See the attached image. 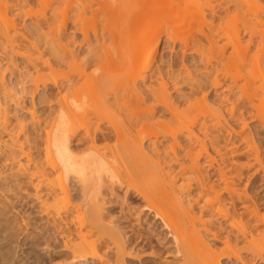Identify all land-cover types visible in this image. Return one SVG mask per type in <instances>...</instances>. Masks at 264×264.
Instances as JSON below:
<instances>
[{
	"label": "bare ground",
	"instance_id": "obj_1",
	"mask_svg": "<svg viewBox=\"0 0 264 264\" xmlns=\"http://www.w3.org/2000/svg\"><path fill=\"white\" fill-rule=\"evenodd\" d=\"M72 1L0 0V91L4 96L3 100L11 95V91L3 80L2 59L6 63L4 71L13 69L15 57H20L25 62L29 72L31 71L28 76L35 80L31 96L33 99L40 84L49 89L41 102L45 113L44 129L40 135L42 138L38 137L44 145L45 156H36L43 160L31 155V145L34 142L31 143L27 136L23 143L18 140L21 135L18 129L24 131V126L17 128L16 135V123L11 125L7 110L0 103L1 130L3 127L5 133L10 130L14 133L11 127H15L16 133L15 138L12 132V135L7 133L10 137L8 140L11 141L7 144L11 146L6 147L8 152L5 154L10 156L9 161L16 166L17 175L27 177L33 192L30 197L38 206V215L44 217L46 224L52 227L54 236H51L61 242L62 251L67 253L65 264H128L127 260L132 257L127 250L128 245L150 244L149 235L140 231L146 218L156 222L157 227H154L161 228L166 233L180 264H221V260L248 264L241 256L242 251L264 263V229L259 233V226L264 223L262 215H259L249 193L244 191L246 189L240 190L239 183L244 176L242 165L238 163L237 167V162L235 164L234 161L230 165V158H227L241 156L247 150H253L246 148L250 145L247 138L249 135L245 133L247 137H240V142L247 149L240 153L238 145L235 144L237 148L234 146L235 142L231 145L229 140L227 143L223 142L225 147L220 144L224 140L225 115H228L230 121L234 119L232 121L237 124L244 122L242 115L237 116L240 112L237 108L240 99L236 98L238 103H230L227 97L230 95L221 96L218 93L219 102L215 109L219 115H212L208 111L211 108L214 111V107L209 106L213 102L208 101L209 97L204 93L207 90L203 84L205 82L196 81L184 69L186 67H183V62L177 75L173 72L171 63L167 64L170 69L168 72L153 69L162 33H155L157 31L152 27L160 17H155L156 20L150 23L149 20L142 21L144 14L141 11L145 8V11L150 9V13L157 14L161 10L158 0H81L77 5H73ZM171 1L168 3V11L175 10L183 18L196 23L198 21L194 27L201 26L196 31L194 27L192 30V25L188 29L185 27L187 30L182 27V30V23L176 21L179 24L178 30L180 28L181 31L178 32L175 28L177 32L174 33V21L171 27L166 24L165 29L172 28L167 30V41L172 42L173 46L177 41L183 49V56H200V53H204L200 51L202 47V51L209 48V51L206 50L208 53L215 52L214 57L211 53L210 60L204 57L208 63L204 61L206 66L204 65L203 71L214 77L211 81L212 89L216 91L223 88L222 84L226 82L223 80L230 78V84L227 80L228 85L224 86L222 92L228 91L229 94L237 90L245 101L246 107L243 106L263 124V64L259 62L257 55H250V52L252 53L251 48L256 39L259 38L258 41L261 40L262 44L264 42V5L258 4L256 0H184V4L180 0L182 8L179 0ZM31 2H36L41 11H44L41 18L32 16L30 23L35 28L34 31H47L38 35L35 46L31 45V36L27 32L18 33L22 29L18 28L20 18H27L31 14V11H28L29 15L24 11V15L23 9ZM244 8L245 11L241 12ZM205 12L213 19L209 23L205 20ZM235 16L237 20L241 17V25L237 22L242 26L241 29L236 25ZM99 17L103 29L100 28L102 31L99 32L95 29L97 27L92 26L93 34L90 36L88 29L84 30L83 22L94 24ZM162 17L163 15L160 21ZM214 18L218 22L216 24L215 21L216 25ZM230 20L235 21L234 26L238 28L231 27ZM158 24L159 22L154 26L157 27ZM203 25L208 27L206 31H202ZM155 27L153 28H159ZM69 30H72V35L78 30L80 42L66 37ZM242 36H248V39L245 40ZM105 42L109 43L108 47L104 46ZM29 45L34 49L28 50ZM82 46H87L88 53L85 57L76 50ZM40 47L47 54H44L47 57L44 60H41L43 53H38ZM33 51L41 56L37 55L34 61L29 54L32 55ZM170 52L172 54L173 49ZM62 67L68 69L66 73L60 71ZM246 67L251 69V73L248 71L251 75L249 79ZM43 69H46L47 74H40ZM240 70H244L247 78L241 75ZM29 77L25 78L29 81ZM183 87L189 90L188 95L180 91ZM259 94H262V99L258 97ZM13 98L15 99L12 95L9 97L12 103L15 101L14 104L18 105V101ZM7 101L5 102L8 103ZM240 103L242 105L243 101ZM30 116L34 130L41 121L34 112ZM8 127L11 128L9 131ZM99 143L104 146L100 147ZM146 143L147 146L144 147ZM113 148H120L123 158L108 157L106 153ZM255 151H252V155ZM161 156L163 159H170L172 165L178 167V171L173 173L171 165L158 158ZM254 158L260 161L257 152ZM251 159L256 165H261V161L257 164L256 159ZM251 166L252 164L248 169ZM262 169L264 170L261 165ZM256 170L257 168L254 172H258ZM178 176L183 178L181 183H178ZM138 182L142 184L140 187L136 186ZM72 183L81 192L80 203L70 202L69 186ZM105 189H109V200L103 198ZM116 189L124 191V197L131 203L119 199ZM193 190L196 192L194 196ZM132 203L136 207H131ZM106 204L110 212L117 209V217L114 219L119 222L118 225H112L115 220L111 217L112 221L107 219ZM134 216L138 225L124 226ZM214 221H220L222 227L220 224L215 227ZM121 230L129 233L130 239ZM204 237L220 243L222 252H212Z\"/></svg>",
	"mask_w": 264,
	"mask_h": 264
},
{
	"label": "rangeland",
	"instance_id": "obj_2",
	"mask_svg": "<svg viewBox=\"0 0 264 264\" xmlns=\"http://www.w3.org/2000/svg\"><path fill=\"white\" fill-rule=\"evenodd\" d=\"M80 1L81 0H78V1L77 0H73L72 3H73V5H77V4L80 3ZM158 1L159 2H157V3L160 4L159 6H160L161 10L157 11L158 12L157 14H153L152 12L150 13V11H149L150 9L145 11V8L142 9V10H144L143 12L141 11V13L144 14V18L142 17V21H145V20L148 21L149 20L148 21L149 23L152 22L153 20H156V18L157 19L159 17L161 18V16L163 15L161 21L159 20L160 18L156 21V23L159 22V24L161 26L158 24L157 27H159V26L160 27L157 28V27L154 26L156 23L153 25V27L157 28L158 30L154 29L152 27V29L154 31H157L155 33H160V34L162 33L161 37H160V44H159L158 51H157V54H156V59H155V62H154L153 69L154 70L155 69H157V70L159 69L162 73H165V72H168L170 70L169 69V65L171 63L173 72L175 74L176 73L178 74L179 73L178 70L181 69V67H182L181 65L184 64L185 66L183 65V67H186L184 69L188 70V72L191 74V76L194 79H197L196 81H201L202 83L205 82L203 84L207 87L206 88L207 90H206V92L204 90V93H207V96L209 97V99L207 97L208 101H210L211 103L215 102V104L212 103V104L209 105L210 108L214 107V111L212 110V108L210 110V111H213L214 113L208 111L210 114L212 113V115H214V114L219 115V112L215 109L217 103L219 102L218 93H220L219 95H221V96L222 95H224V96L230 95V96H227L230 99V103L237 102L236 98L237 99L239 98L240 102L243 101L242 105H241L240 102L239 103L237 102L238 104H240V105L237 104L239 106L237 108L240 111L239 114H238V110H237V114H238L237 116L242 115V118H243V121H244V122H242L243 124L242 123L241 124H237L236 121L235 122L232 121L234 119H232L230 121L228 115L227 116L225 115V118H226L227 122L225 121V123L223 124L225 126V130H224L225 134L223 133V136H222V138L224 137L223 138L224 140H221L220 144L222 145L223 142L227 143L228 140H229L228 142L230 143V145L235 142L234 146L236 147V145H238L237 146L238 148L237 147L236 148L239 150V153H240L241 151L245 150V147H246V145H244L242 142H240L241 141L240 137L243 138V136L247 137L249 135L247 138H248V142H249L248 144H250L251 147H250V145L249 146L247 145L246 148H251V149L253 148V150H251V152L250 151L248 152V150L246 149L247 150L246 154H241V156H227V158L228 157L230 158L229 159V164L230 165L232 163H234V162H235V164L237 162L236 165H238V163H239V165H242V168H243L242 169V174L244 176H243V179H241V181L239 183V187L241 188V189L240 188L239 189L240 190L246 189L244 191L245 192L247 191L246 192L247 194L249 193L248 195L251 196L254 204L256 205L255 207H256V209H258L257 210L258 213H260L259 215H262V218H263L262 223H263L264 222V182H263L264 181L263 180L264 179V170L263 169H262L263 171L261 170V165L264 168V123L262 124L261 121H259L257 118H256L257 119L256 120L254 116L250 115V111L247 108H245L246 107L245 104H244L245 101L243 100V98L241 97V95L239 94V92L237 90H233V92L236 91L237 93L236 92L233 93L232 91L229 92V94L227 93L228 91H226V92L223 91L222 92V90H224V86L228 85V81L227 80H229L230 78L226 79V80H223V81H226L224 83H223L222 80H221L222 82L220 81L221 83H223L222 84L223 88H220V89L218 88V89H216V91L212 89V87H211L212 82L211 81H213L214 77H211V76L213 74L212 75H207L203 71L204 68H205L204 67V65H205L204 61H206L207 57L208 58L211 57L210 55H211L212 51L210 53H208L206 51V50L209 51V48H207L206 50H203V51L201 49H204V48L203 47L200 48V51L204 52V53H200V56L199 55H196V56L192 55L191 56V55H187V54H185L183 56V54H182V52H183L182 50L183 49L180 47V45H179V43L177 41H176L174 46L171 44L172 42L169 43L167 41V39H166L167 38L166 37L167 32H169L170 29H172V28L174 29V30H172V32L175 31V28H176V30H178V27H179L180 23H182V26L180 25L181 28L183 27L185 30H187L188 28H191L190 25H192V30L195 29V31L197 30L198 27L201 26V24L199 26H197V27H194L193 25L196 26V24L199 23L198 21L196 23V21L188 20L186 17L183 18L182 14L179 13V12H176L175 10H173V12L168 11L169 0H158ZM174 1L176 2V0H174ZM181 1L179 2V4H180V6L182 5V8H183L184 0H183V4L181 3ZM256 1L258 2V4L260 3V5H262V6L264 5V0H256ZM42 2H43V4L45 3L44 1H42ZM212 4L214 5V1H213ZM249 6L251 7V5H249ZM61 9L63 10L64 7L61 8ZM217 9H219V8H216V10ZM163 10H165V11H163ZM24 11L26 13L28 11H31L30 13L32 15L30 14V16H27V18L30 17L29 19H27L25 16L20 18V20L18 21V23H19L18 28L21 27L22 29L19 28L20 30H18L19 31L18 33L24 34L23 33L24 31L27 32V34H29V36H31L30 37V41H32V43H33L32 44L30 42L31 45L35 46L34 42H35L36 38L38 37V35H41L42 33H47V31H46V29L45 30L43 29L41 31L40 30L39 31L36 30V32L38 31L36 33L34 31L35 28H33V25H31L30 22H31V20H33L32 19L33 15L36 18L37 17L41 18L40 15H42L43 14L42 12H44V11H41L40 6L37 5L36 2H31L29 5L24 7L23 13L25 15ZM147 11L149 13H147ZM167 11L170 12V14ZM243 11H245V8L241 12H243ZM177 13L180 14V16ZM205 13H207V12H205ZM28 15H29V12H28ZM148 16L149 17H153V18H149ZM35 17H33V18H35ZM205 17H206L205 20L206 21L208 20L207 21L208 23L212 19L211 15L209 13H207ZM163 18H165V19H163ZM173 18H175L176 20H174ZM240 18L238 17L239 20H240ZM150 19H152V20H150ZM235 19H236V25H239V24L241 25V21L237 20V16H235ZM96 21L97 22L94 23L95 25L94 24L88 25L87 24V23H89L88 21L87 22H83V28H84L85 31H87V29H88L87 32L89 33L90 36H92V34H93L92 33L93 28L91 29L92 26L97 27L95 29L98 30L99 32L102 31L101 29H103V27L100 24L101 23L100 22V17ZM173 21H174L175 25H173L174 23L172 24ZM176 21L179 24H177ZM183 21H185L187 25L189 24V26H187L185 24V22H183ZM188 21H190V23ZM215 21L217 22V20L214 18V24L216 23ZM148 22H147V24H148ZM230 22H232V26H231V24H230V26L233 27L234 26L233 22H235V21H231L230 20ZM166 24H167V26L170 24V27H171V24H172V28L168 29V27H169L168 26L165 29V25ZM176 24H177V27H176ZM216 24H218V22ZM206 25H203V26L205 27ZM236 25L234 27L238 28V26H236ZM240 25H239V27H240ZM70 26L71 25H69V28L72 29ZM79 26H80V24H79ZM225 26H228V25H225ZM185 27H187V29ZM193 27H194V29H193ZM204 27H202L203 28L202 31H206V29H208L207 26H206L207 28H204ZM241 27H240V29H241ZM162 28H163V30H162ZM183 28H182V30H184ZM160 29H161V31H160ZM164 30H166V31H164ZM167 30H169V31H167ZM179 31H181L180 28H179L178 32ZM71 32H72V30H69V32L67 31L66 32V37L69 36V37L75 39L76 41L80 42L81 35L79 34L78 30L74 33V35H72ZM176 32L177 31H175L174 33H176ZM170 33H168V34H170ZM18 35H20V34H18ZM242 37L245 38V40L248 39V36H242ZM17 38L19 39L20 37L17 36ZM256 38H258V37H256ZM258 40H259V38L256 39V41H258ZM256 41H254V43L256 45L254 44L253 45L254 47L252 46L251 49H253V50H251L252 53L250 52V55L254 54L253 56H255V57L258 56L259 62H261L263 64V65H261V71H262L261 73H262V75H264V57H262V56H264V47H263L264 42L262 44V42L260 43V41H261L260 40V41H258V44H257ZM165 42H168V44L165 43ZM108 45H109V43L105 42L104 46L108 47ZM168 45H169V48H167ZM204 47L206 48L205 44H204ZM32 49H34V48H32L30 46V48L28 50H32ZM39 49L40 50H39L38 53H39V55L41 53H43L42 57L39 56L38 53H36L37 51L34 52L36 49L33 51L32 55H31V53H29L30 57L33 58L32 59L33 61L38 56L41 57V60H44V59L47 58V57H45L47 54L45 53L46 51L43 50V47H40ZM41 49H42V52H41ZM86 49H87V46H82L80 48H77L76 50L80 51V53L82 54L81 55L82 57H85L87 55V53H88V52H86ZM169 49L170 50L173 49L172 54H171ZM256 51H258V52H256ZM26 54H28V52ZM44 54H46V55L44 56ZM201 54H203V55L207 54V55L206 56L202 55L203 56L202 57ZM212 54H213L212 56L214 57L215 52H213ZM210 59L211 58H209L208 60H210ZM2 60H3V64H1V68H2L1 70L3 72L2 71L1 72L3 73L4 83L6 84V87L11 91L12 97L14 96L16 101H18L19 104L18 105L14 104L15 101H13V103H12V101H11L12 98L9 99V97L11 95L9 97L5 98V99L9 100L11 102V104H10L9 101L4 99L5 101L8 102V103H6L3 100L4 96L2 97L1 91H0V101H1L0 103H1L2 107L3 108L5 107L4 109L7 110L6 114H8L7 116L10 117L9 119H11L10 120L11 121V125L13 123L12 126H14V124L16 123L15 124L16 130H17L18 127L20 128V125L24 126V131H20L21 128L18 129L19 133L21 132V135H19L20 137L18 138V136H17L18 140L20 139L19 141L21 143H23V139H25V136H27V138L30 139V142L32 141L31 143L34 142L32 145L30 144L31 145V150H32L30 152L31 155L33 157H35V158H36V156L43 157L42 155H44V152H43L44 151L43 150L44 149L43 148L44 145H43V143L41 144L42 140H40V139L42 137H40V135H42L41 132H43V129H44V118L43 117H44L45 113H44V105H42L41 102L45 99V95H46L47 92H49L48 91L49 89L48 88L46 89L45 87H42V85L40 84L38 86L39 88H38L37 94L34 96V99H33L31 96H32V93H33L32 92L33 84H35L33 81H35V80H34V77L31 76L33 78V79H31L28 76V74L31 71L29 72L28 68L26 67L25 62L20 57H15L13 62H12L13 69H9V70H5L4 71V69L6 67L5 66L6 63L4 64L5 61H4V59H2ZM182 62H183V64H182ZM206 63H208V62L206 61ZM167 64H169V65H167ZM212 64H214V62H212ZM91 69L93 70V68H91ZM91 69L88 70V73L91 72ZM249 69H250V67H249ZM249 69L246 67V70H245V68H244V70L247 73V75H250V73H251V71H250L251 69L250 70ZM45 70L46 69L40 70L41 71L40 74L44 75L45 72L47 74V71H45ZM67 70H68L67 68H63V67L60 69V71L62 73H66ZM244 70H240L241 71V75L242 76L244 75L243 77L246 76L245 73H243ZM240 71H238V72L240 73ZM248 71H250V73ZM209 76L211 77V79H210ZM25 77L26 78L29 77L30 80L28 81ZM250 77H251V75L248 76V79ZM245 78H247V76ZM24 79H26L27 81L26 80L24 81ZM205 79H206V81H205ZM21 81H23V84L21 83ZM230 81L231 80H229V84H230ZM154 86H156V85L154 84ZM186 88L187 87H183L180 91H182L183 94H185V93L189 94V90H187ZM260 95H262V94H259L258 97L261 98ZM190 96L189 97L191 99L192 95H190ZM237 96H240V97H237ZM262 98H263V101H264V95L262 96ZM233 100H235V101H233ZM231 101H233V102H231ZM263 101H261V102H263ZM3 102H5L6 105L3 104ZM210 102H208V103H210ZM258 103H260V101ZM263 104H264V102H263ZM241 110H243V111L241 112ZM246 111L247 112L249 111L248 113H249L250 116L248 115V113ZM31 112H34L35 115L37 117H39V119L41 121V124L39 126H35L34 127V128L38 127V128H36L37 130L36 129L32 130V124L30 122V120H31L30 113ZM243 115H245V116H243ZM207 116H210V115L208 114ZM227 117H228V119H227ZM112 124H114V123L112 122ZM236 124H237V126H236ZM0 125H1V123H0ZM114 125H116V123ZM227 125H229V126H227ZM242 126H244V127H242ZM10 127H8V131L12 128V129H14V133L12 132L13 130H10V132L9 133L7 132V133L9 135H12V133H13V135L17 133L16 135H18V130L15 133V127H11V128ZM244 128H245V130H244ZM40 129H41V131H40ZM2 130L4 132H2ZM2 130H1V127H0V133H1L0 134V264H65L67 262L66 261L67 253H65V251H62L63 248L61 249V242H58L56 239H54V237H53L54 236V234H53L54 231H53L52 227L48 226L46 224V221H45L44 217H42L40 214L38 215V206L36 204H34L35 202L30 197V195L33 192L31 191L32 190L31 187H29L30 185H28L29 183H28L27 177L25 178V176H23V175H21V176L19 174L17 175V172H15L17 170V169H15L16 166L14 165L15 166L14 167L12 165L13 163H11V161H9V157L10 156L7 157V154H5V152L6 153L8 152V151H6V150H8V149H6V147L9 148V146H11V144H9V143H8L9 145L7 144V142L10 140V137L7 135V133H5L6 131L3 129V127H2ZM226 130H228L227 133H226ZM22 133H23V135H22ZM245 133H247L248 135L246 136ZM6 135L8 136V138H7ZM16 135H14L13 137L15 138ZM9 142H11V141H9ZM36 142H38L39 144H37ZM228 144H227V146L231 147ZM98 145L100 147H102V145L104 146L103 143H99ZM253 145H254L255 149H254V147H252ZM111 146H112V144H111ZM146 146H147V143L144 144V147H146ZM222 146L225 147L226 144L225 145L223 144ZM35 147H37V148H35ZM80 149H82V148H80ZM41 151L43 152V154H42ZM120 151H121L120 148H113V150L108 151L109 153L107 152L106 155L108 157L110 156L111 159H115V157L116 158H123L124 154H123L122 151L121 152ZM252 151H255V153L257 152L259 160L261 161V165H256V163L253 162V160L251 159V158L256 159V158H254L255 153H253V155H252ZM249 153H250V155L248 156ZM38 157L36 159H39V160L42 159L43 160V158H38ZM158 158L162 162H164L165 164L168 163L169 165H171V171L173 173H176L178 171V167L175 166V165H172V162L170 161V159H168V158H164L163 159V156L158 157ZM256 160L255 161L257 162V164H259L260 161L258 162V158ZM245 161H246V164H245ZM249 161H250V163H249ZM39 162H41V161H39ZM247 163L249 164V166H250V164H252L253 167L251 166L252 168L250 167L248 169L249 166H248ZM254 163H255V165H254ZM243 164H245V166H243ZM239 165L237 167H239ZM246 165H247V167H246ZM240 168H241V166H240ZM256 168H257L258 172H254V170ZM208 173L211 174L210 171H208ZM253 173H255V174H253ZM251 175H253V177H250ZM178 179H179L178 183H181L183 178L178 176ZM137 185L140 187V185H142V184L140 182H138L136 184V186ZM76 186L77 185L75 183H72L69 186V190H70V194H71L70 195L71 196L70 197L71 198L70 199L71 203H73V202L80 203L81 202V192L79 191V188L76 187ZM144 188H146V187H144ZM115 192H116V195H118V197H120L119 199L122 198L121 200H127V203H131L128 200L127 197H124V194H123L124 191H122V190L120 191V190L116 189ZM195 194H196V192L193 190L192 191V195L194 196ZM103 196H104L103 197L104 199L107 198V200H109V198L111 197L109 189H105L103 191ZM184 196H186V194ZM105 203H108V202L105 201ZM107 205L108 204L105 205V210H106L105 212L107 213L106 214L107 219L111 220V218H112V220H115L116 219L115 217H117V216H115V215H117L116 214L117 213V209H115L114 211L110 212V211H108L109 209H108ZM130 206L131 207H136V204L132 203V204H130ZM60 207H61V205H60ZM136 216L132 217V219L127 224H125L124 226L129 227V226H131V224H132V226H137L138 225V221L136 220ZM143 219L144 218H142V221H143ZM147 220L148 219L146 218V221L142 222L143 224L140 227V231L142 233H145L147 236L149 235V238L151 239L150 240L151 242L149 241L150 244H146V246L145 245H141L140 246V245H137V244H134V243H132L133 245L132 244L128 245L127 246V250H128L129 253H131L130 257L131 256L132 257L129 258L128 260L126 259L127 263L128 264H180V261H178V259L174 255L173 247H172V244H171V240L167 236H165L166 233L164 231H162L161 228H158V229L156 228L157 227L156 222H154L151 219H150V221L148 220L149 222ZM139 222H141V221L139 220ZM118 224H119L118 221L115 220L114 223L112 221V225L113 226H116ZM219 224L221 225L222 223L220 221H216V222L214 221V226L215 227L219 226ZM155 225H156V227H154ZM262 225L264 226V223L261 224V226H259V228H260L259 229V231H260L259 233H261V230L264 229ZM221 227H222V225H221ZM153 230H155V232ZM121 233L122 234L125 233L126 236H128L129 239H130L131 236H129L130 235L129 233L127 234L125 231L123 232V230H121ZM51 235H53V236H51ZM204 239L206 240L207 244L210 246L209 247L210 250L211 249L213 250L212 252H215L216 254H217V252L218 253L222 252V245L220 243H214V242L210 241V239H208L207 237H204ZM231 243L233 244V242H231ZM153 252H154V254H153ZM241 254H242L241 256L243 257V259H246L245 261L248 262V264H264L262 261L258 260L257 257L253 258V256L250 253H245V251H242ZM134 255H135V257H134ZM132 258H133V260H132ZM134 258H136V259H134ZM231 261H233V260H231ZM221 262H222L221 264H235L234 262H230L228 260H221Z\"/></svg>",
	"mask_w": 264,
	"mask_h": 264
}]
</instances>
